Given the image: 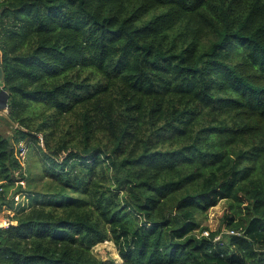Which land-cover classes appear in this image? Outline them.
Segmentation results:
<instances>
[{"label":"trees","instance_id":"obj_1","mask_svg":"<svg viewBox=\"0 0 264 264\" xmlns=\"http://www.w3.org/2000/svg\"><path fill=\"white\" fill-rule=\"evenodd\" d=\"M0 14V264H264V0ZM223 200L225 235L199 236ZM107 240L121 260L94 253Z\"/></svg>","mask_w":264,"mask_h":264},{"label":"rangeland","instance_id":"obj_2","mask_svg":"<svg viewBox=\"0 0 264 264\" xmlns=\"http://www.w3.org/2000/svg\"><path fill=\"white\" fill-rule=\"evenodd\" d=\"M6 125V124H5ZM7 126V125H6ZM2 132V128H0ZM27 158L25 160V166L27 165ZM29 173V172H28ZM26 184V182H25ZM25 196H21L19 200H24ZM18 200V199H16ZM228 202L226 200L221 201L216 207H213L208 215L202 217L203 226L207 227L211 232L222 230V235H225V225L223 216L227 211ZM11 213L8 210H4L0 213V222L9 221ZM119 247L113 240H107L94 247V253L101 259L114 263L120 259Z\"/></svg>","mask_w":264,"mask_h":264},{"label":"built area","instance_id":"obj_3","mask_svg":"<svg viewBox=\"0 0 264 264\" xmlns=\"http://www.w3.org/2000/svg\"><path fill=\"white\" fill-rule=\"evenodd\" d=\"M4 83L2 82V80L0 79V92L2 90H4ZM8 109V108H7ZM17 148V155L19 157V159L22 161L23 166H25V160L27 158V154H28V147L26 146L24 141H20L19 144H17L16 146ZM20 183H22L23 185L25 184L24 181H20ZM19 201L20 198H17ZM9 222L8 221H4L0 224V227H4V226H8ZM231 233H234V231H231ZM199 236H203V237H210L211 236V231L210 230H203L201 232L198 233ZM221 238V235L216 237V240H219ZM0 243H1V239H0Z\"/></svg>","mask_w":264,"mask_h":264},{"label":"crops","instance_id":"obj_4","mask_svg":"<svg viewBox=\"0 0 264 264\" xmlns=\"http://www.w3.org/2000/svg\"><path fill=\"white\" fill-rule=\"evenodd\" d=\"M2 102L0 103V128H2V134L5 135V136H11L12 135V125L9 121V118H8V109L7 107L6 108H3L2 107ZM7 126H6V125ZM17 198H21V195H17L16 196V199ZM5 210V209H4ZM3 210V211H4ZM2 212V211H1ZM0 212V213H1ZM11 212V211H9ZM9 222V221H8ZM2 222H0L1 224Z\"/></svg>","mask_w":264,"mask_h":264},{"label":"water","instance_id":"obj_5","mask_svg":"<svg viewBox=\"0 0 264 264\" xmlns=\"http://www.w3.org/2000/svg\"><path fill=\"white\" fill-rule=\"evenodd\" d=\"M1 17V14H0ZM0 79L3 82V68H2V53L0 50ZM2 102V107L6 108L7 107V102H8V92L4 89L0 92V103Z\"/></svg>","mask_w":264,"mask_h":264}]
</instances>
